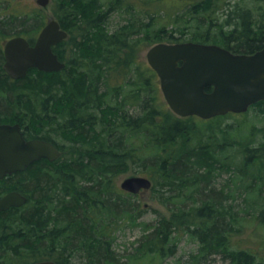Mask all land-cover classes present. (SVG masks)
I'll return each mask as SVG.
<instances>
[{"label": "trees", "instance_id": "16d2710c", "mask_svg": "<svg viewBox=\"0 0 264 264\" xmlns=\"http://www.w3.org/2000/svg\"><path fill=\"white\" fill-rule=\"evenodd\" d=\"M241 3L177 0L165 10L163 0H51L52 16L68 32L53 48L63 69L31 68L11 80L0 48V118H19L27 138L48 140L61 151L54 161H33L0 183L26 197L24 206L0 212V264H69L76 256L89 264H162L175 254L182 233L196 241L197 250L173 264H206L217 256L227 264L255 263L253 252L231 246L238 230L227 203L233 196L228 183L241 177L221 178L232 172L228 148L236 144L230 126L203 127L196 120L206 121L196 116L160 109L155 72L135 61L144 42L215 43L240 54L263 48L264 11L256 16L250 1ZM1 4L0 39L28 35L32 42L47 19L43 8L29 2L12 12ZM161 11L166 24L155 27ZM115 13L124 22L110 29ZM132 65L136 72L125 82ZM115 74L123 81H112ZM66 145L77 155L66 157ZM130 164L141 168L139 175L151 180L155 192L169 193L163 199L170 214L141 222L143 233L130 243L132 251L117 256L116 227L121 221L139 224L138 205L131 200L136 195L116 184ZM195 196L199 204L188 205ZM263 215L264 207L262 221Z\"/></svg>", "mask_w": 264, "mask_h": 264}, {"label": "water", "instance_id": "95a60500", "mask_svg": "<svg viewBox=\"0 0 264 264\" xmlns=\"http://www.w3.org/2000/svg\"><path fill=\"white\" fill-rule=\"evenodd\" d=\"M45 7L49 0H36ZM67 37L55 18L49 17L31 44L16 35L3 44V70L11 79L23 78L30 68L57 71L64 67L52 47ZM146 60L156 72L163 96L178 116L196 115L204 119L229 112L241 113L264 99V47L251 54L233 53L217 44L200 42H160L146 52ZM210 88L209 90H206ZM49 141L25 140L18 124L0 123V178L23 171L33 161L59 156ZM151 180L130 176L120 188L131 193L149 189ZM26 198L9 192L0 198V210L21 206ZM33 264H57L42 260Z\"/></svg>", "mask_w": 264, "mask_h": 264}, {"label": "rangeland", "instance_id": "374dc122", "mask_svg": "<svg viewBox=\"0 0 264 264\" xmlns=\"http://www.w3.org/2000/svg\"><path fill=\"white\" fill-rule=\"evenodd\" d=\"M176 1L177 0H163V6L160 9L166 10L170 4L175 3ZM248 1H250V3L247 4V7L253 8L254 14L256 16L264 11V0ZM1 2L4 6L7 5L8 10L12 12L27 9L29 7V2H32L38 6L36 0H2ZM241 2L242 0H237V4H240V6L244 7V3ZM2 4L1 6H3ZM260 4L263 9L259 8ZM153 5L155 7L158 4L153 3ZM41 8H43L46 18L48 16H52L53 10L51 1L49 2L48 6ZM163 16L166 18L164 13L161 11L154 18L155 27L159 24H166L164 21L165 18H162ZM1 17H4L3 13L1 14ZM141 18H143V21L145 22L149 20L146 16H141ZM30 20L36 21L35 19ZM109 20L110 29H114L124 22L122 17L116 13L111 15ZM166 29H171V27L168 26ZM36 35L37 34H34V37ZM25 37L29 38L28 35H25ZM4 42V40L0 39V48H2ZM151 46L152 45H149L147 42H144L137 47L135 52V61L138 67L142 66L143 64H148L146 60V52ZM135 72L134 65H132V68L130 69V72L124 81L127 82L128 78L132 79ZM117 76L123 77L122 74H115V76L112 77V81H123L121 79L118 80L116 78ZM110 83L112 82L110 81ZM155 84L156 90L154 91V94L156 95V103L158 107L160 109H166L172 112L164 99L157 75ZM196 121L203 127L205 125L210 126V124L214 127L220 125L223 128H225L227 125L230 126V128L227 130L230 131L229 134L231 136H229L234 138V143L236 144L234 148H228V152L232 155L233 159V164L231 167L232 172H224L221 178H223V180L229 178L230 173H232L234 177H241L239 181L235 182V184L231 182L228 183L231 187L233 196L230 197L232 200L229 199L227 203H231L233 206L232 213L233 217H236V220H234L232 223L234 224L235 230H238L231 235V246L235 249L250 250L255 256L254 264H264V221H262L263 217H261L264 207V189H262L264 188V173L259 172V166L264 170V147L261 149L262 164L259 160V151L256 148L258 147L256 145V139L259 137L260 132L264 131V114H258V110L251 108L244 113L224 115V118L220 120H217V118L214 117L205 120L206 122L204 123L200 122L198 119ZM62 153L66 157L77 155V153L74 152L73 149L68 148L67 145L65 146V149ZM252 163H254V166ZM139 170H141L139 166L130 164L129 170L116 179L117 186L119 187L120 182L124 178L139 175L141 172ZM214 188L216 191H218L220 185H216ZM229 188H225V190H222L221 193L228 192ZM168 194V192L165 193L164 191L159 194L150 187L149 189H143V191L136 194V196L131 199L138 205L139 216L136 221L139 224L132 226L127 222L121 221L119 226L116 227L117 233L115 235L113 247L117 256H125L128 254V252L132 251L133 248H131L130 243L143 233L141 222L150 224L155 222L159 217H169L170 211L164 202L165 200L163 199V197L167 196ZM198 198L199 197L195 196L194 199H190L188 201V205L194 204V202H196L195 204H199ZM196 250V241L193 238H190L187 234L182 233L179 235L175 254L166 258L162 264H173L177 259L184 262L189 258L190 254ZM121 260H124V258ZM143 260L150 261L149 258H144ZM153 260L154 259L151 258V261ZM155 263L156 260H154L153 264ZM69 264H89V262L80 256H76L69 259ZM206 264L227 263L217 256L214 259L208 261Z\"/></svg>", "mask_w": 264, "mask_h": 264}, {"label": "flooded vegetation", "instance_id": "af4514ba", "mask_svg": "<svg viewBox=\"0 0 264 264\" xmlns=\"http://www.w3.org/2000/svg\"><path fill=\"white\" fill-rule=\"evenodd\" d=\"M251 108H252V109L255 108L256 110H258V114H261V113L264 114V99L259 100V101H257L256 103H254L253 105H251V106L248 108V110H250ZM248 110H247V111H248ZM247 111H246V112H247ZM18 119H19V118H11V119H2V118H0V123H6V124H18V125L20 126L21 132H22L23 135H24L23 137H25L26 139H30V138H27L26 135L24 134V130H23V128H22L20 122H18ZM34 139H38V138H34ZM256 145L258 146V147H256V148H257L258 151H259V156H260L259 160H260V162H261V159H262V156H261L262 151H261V149L264 147V131H263V132H260L259 137L256 139ZM41 159H45V158H41ZM261 163H262V162H261ZM261 170H263V169H262V167L259 166V172H260V173H261ZM14 173H15V172H13V173H11V174H7V175L1 177V178H0V183H3L4 181H6L7 178H9V177H10L11 175H13ZM262 189H264V188H262ZM9 192H18L19 194H21L22 196H24L23 193L20 192L19 190H15L14 188H1V186H0V198L3 197L5 194H7V193H9ZM24 197H25V196H24ZM25 198H26V197H25ZM25 203H26V201H25ZM25 203H24L23 205L19 206V207H17V206H11V207L7 208L6 210H0V212H4V211L11 210V209H15V208H20V207L24 206Z\"/></svg>", "mask_w": 264, "mask_h": 264}]
</instances>
